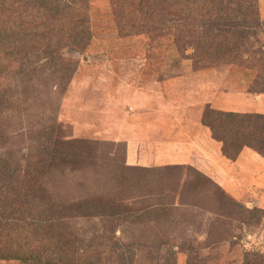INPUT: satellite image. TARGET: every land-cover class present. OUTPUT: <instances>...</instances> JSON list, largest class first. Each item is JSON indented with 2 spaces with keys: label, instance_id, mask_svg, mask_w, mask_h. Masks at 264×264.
Returning a JSON list of instances; mask_svg holds the SVG:
<instances>
[{
  "label": "rangeland",
  "instance_id": "obj_1",
  "mask_svg": "<svg viewBox=\"0 0 264 264\" xmlns=\"http://www.w3.org/2000/svg\"><path fill=\"white\" fill-rule=\"evenodd\" d=\"M180 1L169 10L188 15L181 29L164 10L159 22L145 18L131 0H2L0 25L13 37L6 50L0 47V160L14 171L20 162L23 175L29 159L61 150L57 140L85 141L90 150L81 148L79 163H58L57 156L49 166L52 156L45 177L16 202L0 185V223L11 226L16 207L42 215L49 197L60 207L92 197L108 214L119 213L66 220L84 239L81 259L264 264V154L246 148L214 171L203 147L177 148L171 156L173 146L160 144L180 124H201L207 106L264 114V0ZM50 28L64 31L61 42L52 35L36 39ZM75 31L90 36L84 50L71 45ZM194 167L213 183L203 187ZM16 237L9 245L19 249L24 243Z\"/></svg>",
  "mask_w": 264,
  "mask_h": 264
},
{
  "label": "trees",
  "instance_id": "obj_2",
  "mask_svg": "<svg viewBox=\"0 0 264 264\" xmlns=\"http://www.w3.org/2000/svg\"><path fill=\"white\" fill-rule=\"evenodd\" d=\"M131 1L135 2V7L141 10V13L144 14L145 18L155 17V20H153V22H159L162 20L159 18V15L162 14L163 10L166 11V15L168 13L169 15H171L172 13L169 9L175 3V0ZM180 2L183 3V0H181ZM3 4L4 2L0 0V6H2V8ZM121 6H123V4H120L119 7ZM116 11L118 13V16H120L122 11H119L118 9H116ZM174 12L175 13L171 15L173 16L171 19L172 24L175 23L173 22V20H176L178 22V27H180L179 29H181V27L185 28L186 26H188V15L186 17L180 13H177L175 10ZM122 16H124V20H131L132 18H135V16L132 14L123 15L122 13ZM74 33L75 36L72 37L73 41L71 45L79 51L84 50L88 44L90 36L86 34V31H75ZM12 35L13 34L10 30L6 31L2 29L0 25V47L3 46L2 48H5L6 50V48L9 47L6 46V43L11 42V39L13 37ZM29 35L30 34L28 33V36ZM50 35H52L53 38L57 36L60 42L65 37L64 31L57 32L54 30V28H50L49 30H42L40 34H37L36 39L39 41L40 37H47ZM16 42L17 39L13 41V43ZM66 44H69V42L63 43L62 45ZM190 44L193 43H191L190 41ZM18 47H22V49L27 50V48H32L33 45L23 44V46L19 45ZM194 48L196 49V51H198L197 47ZM228 48H230V44ZM17 49L19 48L13 47V51ZM224 54L225 53H217V56H222ZM206 58H208L206 62H212V65L215 64L214 61L209 59V56ZM220 58L221 61L224 60V56ZM197 62H199V60H197ZM197 62L196 64H198ZM2 104L3 100L0 98V109ZM201 125L205 128H208L211 133L212 139L221 144L222 155L228 160H238V158L246 148H251L258 151L260 154H264V114L262 113L243 114L235 111L218 110L207 106L202 114ZM51 142L53 141L51 140ZM56 142L59 146L62 147L61 150H53L52 155L48 150L49 148H47V153L44 152V155L39 157L36 161H31V159H29L23 175L20 174L23 172L20 166V162H17L16 169L14 171L9 160H0V185L8 186L5 187V189L6 192L10 193V195L5 196V198L7 197L9 201L13 199V201L16 202L15 197H22L26 193V190L29 189V186L31 184L32 186H36V180L38 178L45 177V173L43 172V170L44 168L46 169L47 162L50 160V158H52V156L53 161H50L49 166L53 165V162L55 164L57 156L59 157L58 163H62L64 162V160L79 163L85 160V157H81L83 153L81 148H84V146L87 147L85 153L90 150L88 147V142L85 141L71 143L70 141L66 142L65 140H57ZM67 143H71L72 151L63 155L61 152L65 148L64 144ZM74 143H78V145L74 146L73 148ZM89 161L90 160L88 159L85 163L87 164ZM194 170L200 184L203 187L206 186L207 181H211L213 183V180L209 177V175L203 173L196 167H194ZM29 177H31L30 180ZM17 185L18 187H16ZM218 186L219 185H217V187ZM220 188L221 191H226L225 189H222V186ZM230 198L232 200H235L231 196ZM102 202L103 201L91 197V199H83L77 202L62 204V206L60 207L56 203L52 202V197H49L50 204H41L42 207H46V209L43 211V214H35L34 216H32V214L30 213V207H16L14 209V213H16L15 222L11 223V226L13 225L14 227H11L8 223H0V245H7L8 247L0 253V259L5 261L20 260L26 264H92L94 261L96 264H98L99 261L96 258H79L82 254L80 246L83 244L84 239L78 237L76 233H73L69 229L66 220L80 216H97L103 214L108 217H114L117 213H119V210H115V212H110L109 215V208L106 209L104 206L105 204H103ZM235 203L237 202L235 201ZM30 217L31 220L29 221ZM11 236H17V239H22V243L24 244H19V249L13 248L12 245H9L14 244L12 243V241L15 240L14 238H10ZM7 239L10 241L5 244L4 242H6ZM103 245L105 246L106 244L103 242L99 246ZM94 256H96L95 253Z\"/></svg>",
  "mask_w": 264,
  "mask_h": 264
},
{
  "label": "crops",
  "instance_id": "obj_3",
  "mask_svg": "<svg viewBox=\"0 0 264 264\" xmlns=\"http://www.w3.org/2000/svg\"><path fill=\"white\" fill-rule=\"evenodd\" d=\"M213 99V98H212ZM210 99L211 101H213ZM262 105V104H261ZM224 110V109H222ZM143 116V114L138 113ZM136 114V116H138ZM199 120V116H197ZM164 118H158L159 120H163ZM189 123V124H188ZM164 124V122H163ZM162 142L160 144L162 145H172L173 146V153L171 156L179 155L177 153V148L185 152H187L188 149H195L196 147H203L205 149V152L211 156L208 163V168H211V170L214 169V171H219L221 169H225L224 166V156L221 153L220 146L221 144L217 141H214L212 139L211 133L208 130V128H205L200 124V122H185L183 124L178 125V127L173 131V134L171 136V139H168V141L165 140L166 134L161 136ZM173 140V142H171ZM177 146V147H176ZM219 149V150H218ZM244 150L243 152H245ZM243 154V153H242ZM201 159H198V162H196L197 166L199 168L204 169V163H201ZM208 170L209 172L214 174V171Z\"/></svg>",
  "mask_w": 264,
  "mask_h": 264
}]
</instances>
